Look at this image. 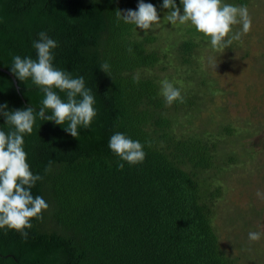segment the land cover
<instances>
[{"label":"trees","instance_id":"trees-1","mask_svg":"<svg viewBox=\"0 0 264 264\" xmlns=\"http://www.w3.org/2000/svg\"><path fill=\"white\" fill-rule=\"evenodd\" d=\"M250 1L224 3L248 6ZM139 2L0 0V66L11 72L13 56L35 59L33 42L46 32L58 44L54 66L74 78L83 76L97 109L91 127L78 128L77 138L64 130L67 122L39 119L24 136L31 171L43 176L32 194L42 196L49 208L43 221L32 219L27 239L0 229V264H251L240 255L234 232L230 247L222 242L215 220L224 202L236 203L234 227L245 220L240 208L252 210L246 236L259 231L264 243V198L256 195L264 193V160L257 159L264 150V121L255 127L246 120L234 133L210 116L212 124L202 128L193 122L206 103L203 96L181 88L185 102L168 106L154 72L166 53L154 43V34L140 35L139 28L116 16L117 10H138ZM144 2L152 3L158 15L169 11L162 8L163 0ZM176 4L183 10L180 0ZM189 32L190 37L174 40L182 64L194 56V34L205 36L195 27ZM105 62L108 74L100 69ZM16 79L18 88L0 69V105L7 104V111H38L43 93L31 79ZM0 130H10L3 115ZM117 132L145 145L142 163L129 164L109 148ZM226 133L233 137L224 139ZM229 140L245 148L234 150ZM243 172L250 178L247 203L221 202L231 190L229 180L238 184ZM246 243L253 244L249 238Z\"/></svg>","mask_w":264,"mask_h":264},{"label":"clouds","instance_id":"clouds-1","mask_svg":"<svg viewBox=\"0 0 264 264\" xmlns=\"http://www.w3.org/2000/svg\"><path fill=\"white\" fill-rule=\"evenodd\" d=\"M183 14L176 0H163L162 8L169 9L161 20L156 7L152 3L140 0L138 10L116 11L117 19L124 23L133 24L147 33L159 27L166 20L171 25L191 23L195 29L210 38L211 48L214 51L225 50L232 46L234 41L241 40L249 33L252 27V18L247 6H235L224 3V0H180ZM241 25V31H234V26ZM39 39L33 42L36 58H22L19 55L12 57L11 72L20 80L31 79L43 93L41 107L37 111L33 107L7 111V104L0 105V115L5 117V125L10 130H0V229H11L19 232L22 238L27 239L25 229L32 228V219L43 221V212L49 204L42 196H33L32 188L43 176L33 174L27 162V152L24 149V136L33 132L37 119L54 121L57 125L67 127L64 130L72 137H78V128L88 129L95 117L96 99L92 89L85 86L83 76L73 77L70 72L54 66L53 50L58 47L55 40L41 31ZM208 63L215 70L217 59L209 57ZM107 62L100 66L105 73H109ZM136 82L139 77L133 78ZM66 94L62 99L56 91ZM162 95L168 106L185 99L180 88L175 87L168 80L162 81ZM50 111L51 114H48ZM151 146L150 142H146ZM109 148L123 161L129 164L142 163L146 157L145 145L139 140H133L123 133H115L110 137ZM119 167L123 169L124 165ZM51 170V163L45 172ZM258 198H264V193L257 191ZM259 231L249 232L248 238L252 242L261 239Z\"/></svg>","mask_w":264,"mask_h":264},{"label":"rangeland","instance_id":"rangeland-1","mask_svg":"<svg viewBox=\"0 0 264 264\" xmlns=\"http://www.w3.org/2000/svg\"><path fill=\"white\" fill-rule=\"evenodd\" d=\"M247 8L252 18L249 33L243 35L241 40L234 41L231 47L220 51H214L211 48L209 37L193 33L198 46L189 63L182 64L176 59L175 47L178 42L174 40L177 37L180 40L190 37L192 33L189 29L194 27L190 22L183 25L177 22L171 25L164 20L159 27L148 31L156 36L154 43L160 46L163 53H166L154 70L160 76L161 84L162 81L168 80L175 87L187 90L190 94H195L196 91L198 96H203L200 100L206 103L202 104L203 107L197 114L199 117L193 122V124H202V128L208 129V124H212L210 120L208 121L210 116L222 127L226 125L233 127L234 133L240 132L242 123L246 120L255 127L259 124L258 120L264 121V0H251ZM167 13L168 11H164L159 15L160 19L163 20ZM241 27L239 24L234 26V31H241ZM138 33L143 35L145 32L140 29ZM210 56L217 59L215 70L209 66ZM224 132L223 130L222 133ZM230 134L232 135L231 131ZM255 134L257 137L259 133L255 132ZM231 135L226 133L222 137L224 139L228 136L233 137ZM230 142L233 141H227L228 144ZM233 147L238 151H241L242 147L245 148L243 144L234 142ZM255 149L258 150V148ZM255 153L257 152L253 150L252 154ZM260 153L257 158L259 162L264 160V150ZM242 175L238 184L229 180L231 190L223 195L221 202L232 198L235 201L243 200L247 203L251 188L247 186L246 181L249 183L250 178L247 177V173L243 172ZM235 205L236 203L224 202L221 209L216 210L215 222L222 242L230 247L229 243H232V232H234L235 245L242 249L240 255L246 262L264 264V243L259 242L263 239L253 242L250 247H247L250 243H246L248 241L246 234L253 222L248 227L244 226L252 219V210L240 208V215L245 220L243 224L234 227V224L239 222Z\"/></svg>","mask_w":264,"mask_h":264},{"label":"water","instance_id":"water-1","mask_svg":"<svg viewBox=\"0 0 264 264\" xmlns=\"http://www.w3.org/2000/svg\"><path fill=\"white\" fill-rule=\"evenodd\" d=\"M0 69L3 70V71H5L6 73H8L12 77V79L14 80V83H15L16 87L18 88V83H17V79H16L15 75L12 72H10L8 69L3 68L1 66H0Z\"/></svg>","mask_w":264,"mask_h":264}]
</instances>
